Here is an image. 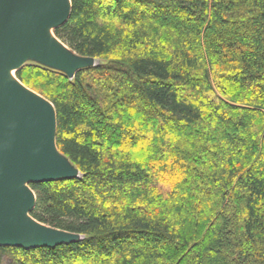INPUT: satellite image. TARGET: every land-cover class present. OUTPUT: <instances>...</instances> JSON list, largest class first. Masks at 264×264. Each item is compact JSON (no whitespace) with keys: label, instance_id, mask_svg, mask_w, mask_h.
<instances>
[{"label":"trees","instance_id":"1","mask_svg":"<svg viewBox=\"0 0 264 264\" xmlns=\"http://www.w3.org/2000/svg\"><path fill=\"white\" fill-rule=\"evenodd\" d=\"M55 36L98 60L16 72L79 178L31 183L79 234L0 264H264V0H71Z\"/></svg>","mask_w":264,"mask_h":264},{"label":"water","instance_id":"2","mask_svg":"<svg viewBox=\"0 0 264 264\" xmlns=\"http://www.w3.org/2000/svg\"><path fill=\"white\" fill-rule=\"evenodd\" d=\"M71 13V0H0L1 246L30 250L82 239L31 216L37 204L31 183L79 178L81 173L57 147L54 105L12 75L31 62L70 78L98 65L55 36Z\"/></svg>","mask_w":264,"mask_h":264},{"label":"rangeland","instance_id":"3","mask_svg":"<svg viewBox=\"0 0 264 264\" xmlns=\"http://www.w3.org/2000/svg\"><path fill=\"white\" fill-rule=\"evenodd\" d=\"M100 62L97 60V64H99ZM14 76H15V73H14Z\"/></svg>","mask_w":264,"mask_h":264},{"label":"bare ground","instance_id":"4","mask_svg":"<svg viewBox=\"0 0 264 264\" xmlns=\"http://www.w3.org/2000/svg\"><path fill=\"white\" fill-rule=\"evenodd\" d=\"M12 75H14V72H12Z\"/></svg>","mask_w":264,"mask_h":264}]
</instances>
